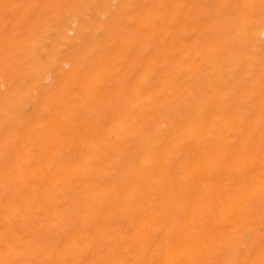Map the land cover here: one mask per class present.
Masks as SVG:
<instances>
[{"label":"bare ground","instance_id":"obj_1","mask_svg":"<svg viewBox=\"0 0 264 264\" xmlns=\"http://www.w3.org/2000/svg\"><path fill=\"white\" fill-rule=\"evenodd\" d=\"M0 264H264V0H0Z\"/></svg>","mask_w":264,"mask_h":264}]
</instances>
